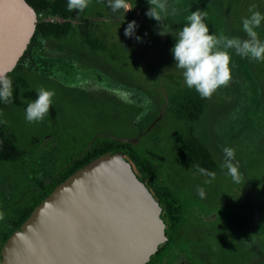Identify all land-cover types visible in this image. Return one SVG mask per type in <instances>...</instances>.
<instances>
[{
    "label": "rangeland",
    "instance_id": "374dc122",
    "mask_svg": "<svg viewBox=\"0 0 264 264\" xmlns=\"http://www.w3.org/2000/svg\"><path fill=\"white\" fill-rule=\"evenodd\" d=\"M131 2L133 10L118 17L106 7V0H92L83 12L74 10L66 19L73 26V45L48 44L44 55L55 61L54 75L50 79L29 77L33 87L55 91L54 120L46 117L29 123L23 108L7 104L0 110V121L28 153L22 162H0V189L14 186L26 190L32 182L28 176L42 173L36 163L40 155L53 163L58 175L71 165L70 155L81 156L95 140L125 141L156 165L158 177L171 190L188 202L199 203L196 214L187 211L186 217L216 214L219 236L209 247L213 264H264V233L254 235L249 226L255 217L264 220V62L231 51L232 80L204 99L197 124L177 115L171 100L175 93L190 91L171 53L175 32L183 28L186 16L206 11L209 34L223 32L245 39L242 19L250 15L248 9L253 4L264 14V0H168L169 12L175 7L177 13L163 20L173 32L164 36L157 34L159 23L145 15L150 8L148 0ZM37 20L64 21L50 12L41 13ZM133 20L138 25L135 36L141 37L139 42L124 35ZM84 29L95 43L85 41ZM256 31L264 40V22ZM127 94L149 102L152 123L145 126L143 122L138 129ZM189 129L212 155L214 164L208 171L214 172L215 178L210 183H205L209 177L177 162L179 141ZM45 136L46 147L31 151L32 143ZM223 147L235 149L233 163L243 176L239 184L221 166ZM200 188L203 197L198 195Z\"/></svg>",
    "mask_w": 264,
    "mask_h": 264
},
{
    "label": "water",
    "instance_id": "95a60500",
    "mask_svg": "<svg viewBox=\"0 0 264 264\" xmlns=\"http://www.w3.org/2000/svg\"><path fill=\"white\" fill-rule=\"evenodd\" d=\"M36 23L26 0H0V73L16 66ZM170 235L165 203L111 151L34 205L5 239L1 264H144Z\"/></svg>",
    "mask_w": 264,
    "mask_h": 264
},
{
    "label": "trees",
    "instance_id": "16d2710c",
    "mask_svg": "<svg viewBox=\"0 0 264 264\" xmlns=\"http://www.w3.org/2000/svg\"><path fill=\"white\" fill-rule=\"evenodd\" d=\"M26 2L34 8L37 16L41 13L50 12L52 15L64 21L51 22L37 20L35 31L23 55L19 58L16 66L10 72L6 73L13 83V98L9 103L0 102V110L6 108L7 104L11 107H19L25 110L27 102L36 99L37 88L32 86V80L29 75L43 79H50L51 75H54L57 68L55 61L44 55L50 42L69 46L73 45V26L70 21L66 20L72 13L67 10V0H26ZM82 35L86 42L91 44L96 42L88 36L86 29L82 30ZM69 46L68 48H70ZM98 47H100L99 41ZM130 97L129 95L128 99L132 100L133 120L138 129L142 128L143 122L145 126L152 123L154 116L152 115V111H150L152 109H150L149 102L140 96H135L133 99ZM171 100L174 105V112L177 115L190 121L192 124H197L204 107V99L198 93L194 90L185 91L182 94L175 93L172 95ZM54 115L55 108L51 105L47 116L50 122L54 120ZM177 150L179 153L177 162L183 168L197 170L194 166L198 164L200 167L211 170L214 164L212 155L192 134V129H189L188 135L179 141ZM111 151L120 152L124 159L130 163L138 179L143 181L152 195L163 201L165 205L168 206L171 202L186 201L179 193L171 190L161 181L157 175L158 170L156 165L143 157L137 147L125 141L107 138L95 140L91 147L81 156L80 160L71 163L72 166H69V171H65V174L62 172L56 175L55 185L66 180L73 169H78L82 165L91 164L103 154ZM25 156L26 150L20 147L18 138L14 132L0 123V162H21ZM24 214L23 218L27 215ZM174 216L179 217L180 215L175 214ZM261 221L258 220V217H255L252 220V224L249 225L254 235L264 233V220Z\"/></svg>",
    "mask_w": 264,
    "mask_h": 264
},
{
    "label": "clouds",
    "instance_id": "9594fccd",
    "mask_svg": "<svg viewBox=\"0 0 264 264\" xmlns=\"http://www.w3.org/2000/svg\"><path fill=\"white\" fill-rule=\"evenodd\" d=\"M92 0H67V10L83 12L88 8ZM149 10L145 15L159 23L161 30L157 33L160 36L172 34V29L163 24L168 15H175L177 9L173 7L171 12L168 8V0H148ZM106 7L116 16L124 17V14L133 10L134 4L131 0H106ZM250 15L242 19V30L246 34L245 39L240 37H229L223 32L209 34V28L204 22L207 17L206 11H194L186 16V23L181 30L175 32V43L171 49L175 60V68L182 72L184 83L190 90H194L202 99L211 96L221 87H227L232 80L231 51L242 58L250 61L264 62V40L259 38L258 29L264 22V14L256 10V5H250ZM138 28L136 21L128 23L124 30L125 37H134L137 42L141 37L135 36ZM55 97V91L44 87L37 89L36 99L28 101L25 108V120L29 123L42 122L49 114V110ZM13 98V83L11 78L0 73V102L9 103ZM4 123V121H0ZM224 160L222 167L227 169V175L233 182L241 183L243 176L239 166L233 163L235 160V149L223 147ZM197 171L209 177L205 183H210L215 178V173L200 167L194 166ZM198 195L204 196V190L200 188ZM4 213L0 212V220Z\"/></svg>",
    "mask_w": 264,
    "mask_h": 264
},
{
    "label": "flooded vegetation",
    "instance_id": "af4514ba",
    "mask_svg": "<svg viewBox=\"0 0 264 264\" xmlns=\"http://www.w3.org/2000/svg\"><path fill=\"white\" fill-rule=\"evenodd\" d=\"M47 137H43L39 141L40 143L36 142L37 144H34L33 142L32 145L34 146L30 150L33 151V148L41 150L44 146L46 147L45 142ZM81 156L73 157L70 155L69 160L71 159V163H73L80 160ZM27 157L28 153L26 152L24 160ZM49 162L50 160L45 161L42 155L37 158L36 163L39 164L38 167L42 173L40 175L38 173L33 175L26 174L30 175L28 178L32 180L26 190H19L14 186H5L3 189H0V212L4 213V218L0 220V251L9 232L21 222L23 214L25 212L27 214L54 187L56 174L53 163L49 164ZM78 169H73L70 175L67 176L68 179L66 178L62 182L71 180L74 177V172ZM67 170L69 171V167L65 171ZM198 206V202L188 201L171 202L168 206L166 205L171 222L170 238L158 252L151 254L144 264H213L214 256L209 247L210 241L219 236V233L215 232V229L218 227L214 223L216 214L211 213L203 218L185 216L188 215L187 211H189V214L195 215ZM175 214H179L180 216L175 217ZM210 216H213V218H210Z\"/></svg>",
    "mask_w": 264,
    "mask_h": 264
}]
</instances>
